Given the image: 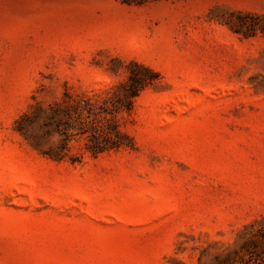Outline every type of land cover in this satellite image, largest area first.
Returning a JSON list of instances; mask_svg holds the SVG:
<instances>
[{"label": "rangeland", "instance_id": "1", "mask_svg": "<svg viewBox=\"0 0 264 264\" xmlns=\"http://www.w3.org/2000/svg\"><path fill=\"white\" fill-rule=\"evenodd\" d=\"M0 264H264V0H0Z\"/></svg>", "mask_w": 264, "mask_h": 264}, {"label": "trees", "instance_id": "2", "mask_svg": "<svg viewBox=\"0 0 264 264\" xmlns=\"http://www.w3.org/2000/svg\"><path fill=\"white\" fill-rule=\"evenodd\" d=\"M144 83L142 77L131 74L129 81L123 86V97L111 107L96 108L88 103L87 106L78 109V118L82 120L81 135H87V149L94 156L127 147L125 141L127 134L112 121L117 114L132 109L134 100L144 90ZM108 116H111V119Z\"/></svg>", "mask_w": 264, "mask_h": 264}]
</instances>
